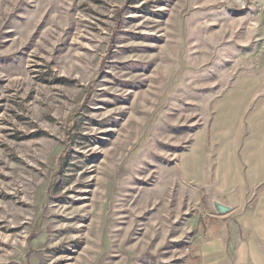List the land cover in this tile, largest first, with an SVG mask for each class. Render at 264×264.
I'll list each match as a JSON object with an SVG mask.
<instances>
[{"label":"rangeland","instance_id":"1","mask_svg":"<svg viewBox=\"0 0 264 264\" xmlns=\"http://www.w3.org/2000/svg\"><path fill=\"white\" fill-rule=\"evenodd\" d=\"M0 264H264V0H0Z\"/></svg>","mask_w":264,"mask_h":264},{"label":"bare ground","instance_id":"2","mask_svg":"<svg viewBox=\"0 0 264 264\" xmlns=\"http://www.w3.org/2000/svg\"><path fill=\"white\" fill-rule=\"evenodd\" d=\"M216 206H217L218 208L224 209V205H223L222 203H218V204H216Z\"/></svg>","mask_w":264,"mask_h":264}]
</instances>
